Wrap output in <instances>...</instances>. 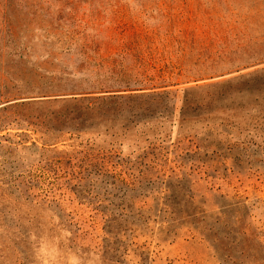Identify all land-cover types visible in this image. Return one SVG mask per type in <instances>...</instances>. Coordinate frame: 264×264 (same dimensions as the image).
<instances>
[{
  "label": "rangeland",
  "instance_id": "obj_1",
  "mask_svg": "<svg viewBox=\"0 0 264 264\" xmlns=\"http://www.w3.org/2000/svg\"><path fill=\"white\" fill-rule=\"evenodd\" d=\"M0 264H264V0H0Z\"/></svg>",
  "mask_w": 264,
  "mask_h": 264
}]
</instances>
